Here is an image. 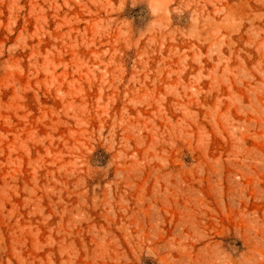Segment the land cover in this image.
Instances as JSON below:
<instances>
[{
  "label": "rangeland",
  "instance_id": "rangeland-1",
  "mask_svg": "<svg viewBox=\"0 0 264 264\" xmlns=\"http://www.w3.org/2000/svg\"><path fill=\"white\" fill-rule=\"evenodd\" d=\"M0 264H264V0H0Z\"/></svg>",
  "mask_w": 264,
  "mask_h": 264
}]
</instances>
